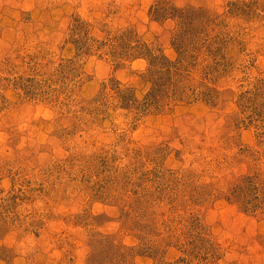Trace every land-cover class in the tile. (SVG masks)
Instances as JSON below:
<instances>
[{"label":"rangeland","instance_id":"rangeland-1","mask_svg":"<svg viewBox=\"0 0 264 264\" xmlns=\"http://www.w3.org/2000/svg\"><path fill=\"white\" fill-rule=\"evenodd\" d=\"M0 264H264V0H0Z\"/></svg>","mask_w":264,"mask_h":264},{"label":"trees","instance_id":"trees-1","mask_svg":"<svg viewBox=\"0 0 264 264\" xmlns=\"http://www.w3.org/2000/svg\"><path fill=\"white\" fill-rule=\"evenodd\" d=\"M118 38L120 39L119 42L121 43V45H120L119 48L122 51L121 52L122 55H127V53H128L129 54L128 57H134L135 58V56H138V54H139V52H137L139 50H136V49H138V48L141 49V48H144V47H147L148 46V45H146L147 43L146 44H144V43L141 44V42H140L139 39H137L136 42H133V38L130 37V36L127 37L125 34H123L122 36H118V37H114V38H109L108 39L109 42L104 43L105 44L104 46H111V47L114 46L113 41L116 40V39H118ZM144 49H146V48H144ZM136 53H138V54H136ZM149 61H150V66L152 68L153 67L154 68L155 67H164L162 64H166V63L172 64V61L169 60L166 56H164V54H161V53H159V54L158 53H154L150 57ZM173 65L175 66L176 63H173ZM151 71H153V70H150V72ZM152 73H154V72H152ZM119 89L117 88V91L118 92H119Z\"/></svg>","mask_w":264,"mask_h":264}]
</instances>
